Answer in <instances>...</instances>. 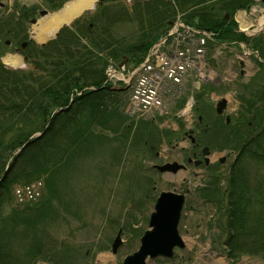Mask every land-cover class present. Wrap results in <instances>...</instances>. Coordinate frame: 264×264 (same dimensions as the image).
<instances>
[{"label":"trees","instance_id":"trees-1","mask_svg":"<svg viewBox=\"0 0 264 264\" xmlns=\"http://www.w3.org/2000/svg\"><path fill=\"white\" fill-rule=\"evenodd\" d=\"M252 4L253 0H133L129 7L103 5L88 25L75 20L61 28L51 44L27 53L36 66L35 74L12 71L0 63V115L27 111L29 121L42 115L36 129L8 141L4 131L0 134V264L73 263L74 248L50 231L60 213L50 198L57 194L65 174L100 142H118L111 148L115 160L122 159L130 137L144 146L151 142L150 122L129 121L124 116L119 106L123 92L104 84L105 72L110 60L117 64L128 57L139 62L177 14L191 25L212 30L217 44L242 41L260 57L257 72L240 85L236 113L228 124L224 121L216 126L223 142L238 148L225 185H220L222 177L214 171L198 193L223 211L226 257L235 261L250 255L264 260V34L248 37L237 30L234 19L238 10ZM27 18L28 13L22 12L19 25ZM121 22L136 26L133 44L126 45L114 36ZM3 26L13 30L11 25ZM101 131L111 132L112 137ZM34 132L41 134L30 138ZM24 143L5 171L10 153L5 152ZM25 174L42 177L48 196L14 205L11 185Z\"/></svg>","mask_w":264,"mask_h":264},{"label":"rangeland","instance_id":"rangeland-1","mask_svg":"<svg viewBox=\"0 0 264 264\" xmlns=\"http://www.w3.org/2000/svg\"><path fill=\"white\" fill-rule=\"evenodd\" d=\"M0 1L4 3V7L0 8V63L12 71L30 70L35 74L36 69L31 60H25L21 53L14 51L18 42H12L11 47L6 46V41L11 38L6 34L8 27L1 26L7 24L15 29L19 28L17 17L23 12L25 5H33L34 10H48L49 13L41 18H38V14H33L37 23L29 24L27 21L21 31L22 35L26 33L40 44L47 38L45 36L46 39L42 41L37 39V32L40 30L38 24L51 16L50 12H56L61 3L55 6L43 4L40 0ZM129 4L130 0H105V5L111 8ZM253 8L255 10L251 14L237 13L235 16L241 27L251 25L245 33L252 37L264 34V27L257 30L259 22L264 18V5L256 0ZM92 13L83 17L81 22L88 25ZM114 36L122 39L126 45L133 44L137 40V28L133 23L121 22L115 26ZM254 54L244 58L241 47L228 43L209 47L204 68L207 78L200 81V86L192 82L185 84L174 96L167 114L145 120L153 128L151 131L154 137L150 145L144 146L130 137L122 159L115 160L111 148L118 145V142L113 139L107 143L100 142L95 151L83 155L65 174L59 181L57 194L50 198L52 206L60 212L50 225V231L56 239L64 240L74 248L76 253L72 264H122L127 255L137 250L140 237L148 228L149 216L159 193L173 189L177 192L187 190L178 224L185 247L174 248L173 256L169 259L158 256L148 259L146 264H264V260L257 256L243 255L235 261L226 257L223 245L226 234L223 211L212 199L201 197L196 189L199 184L210 182L209 176L214 171L222 177L220 185H225L226 175L238 148L230 143L227 146L216 132V126L223 123L227 115L232 118L239 108L240 85L249 81L258 70V56ZM6 55L18 57L20 63L15 66L4 63ZM240 61L244 63L242 66ZM221 97L227 99V104L222 115H217L215 107ZM204 107L205 111L202 113ZM198 116H202V119L196 126ZM30 117L31 114L27 111L15 115L12 112L0 115V134L4 131L8 141L12 136L16 138L19 133L36 129L42 115L32 116V121H29ZM188 129L195 130L197 149L200 150L203 146L209 148L210 163L207 166L187 164L186 157L193 150L189 138H183ZM101 132L112 137L109 131ZM19 148L5 152H10L9 161L10 156L15 155ZM221 158H225L222 163ZM172 161L185 164L186 169L176 173H162L152 168L153 164ZM39 180L42 181L41 197L48 196L44 181L37 174L19 177L11 185L10 193L12 195L16 186L34 184ZM13 203L17 204L14 199ZM120 230L122 243L113 253L111 246ZM39 263L51 264L45 261Z\"/></svg>","mask_w":264,"mask_h":264},{"label":"built area","instance_id":"built-area-1","mask_svg":"<svg viewBox=\"0 0 264 264\" xmlns=\"http://www.w3.org/2000/svg\"><path fill=\"white\" fill-rule=\"evenodd\" d=\"M169 43L162 40L154 44L144 62L131 72L124 81L133 78L127 112L132 115H148L163 111L164 98L174 84L191 72L202 77V60L205 38L198 32L175 23ZM114 72L111 78L124 79ZM19 200L34 198L38 192L33 186L16 190Z\"/></svg>","mask_w":264,"mask_h":264},{"label":"water","instance_id":"water-1","mask_svg":"<svg viewBox=\"0 0 264 264\" xmlns=\"http://www.w3.org/2000/svg\"><path fill=\"white\" fill-rule=\"evenodd\" d=\"M264 3V0H262ZM57 34V32L55 33ZM126 60L121 62L124 64ZM226 99L222 98L216 105L217 113H222L226 107ZM201 119V117H199ZM228 121V118H227ZM39 135V134H38ZM194 139L192 138V141ZM203 154H208V148L204 147ZM224 158L221 159L223 161ZM208 157H205V162L208 163ZM200 161L195 162L198 164ZM159 171L176 172L184 167L183 164L177 161L168 162L162 165H155ZM184 203V195L174 191H163L159 194L154 211L150 215L149 229H147L140 238L139 248L131 255L124 258L122 264H146L148 258H154L159 255L171 257L173 248L178 246L184 247V242L178 233V222L180 213ZM121 232L119 231L112 243V251L115 253L121 244Z\"/></svg>","mask_w":264,"mask_h":264},{"label":"flooded vegetation","instance_id":"flooded-vegetation-1","mask_svg":"<svg viewBox=\"0 0 264 264\" xmlns=\"http://www.w3.org/2000/svg\"><path fill=\"white\" fill-rule=\"evenodd\" d=\"M43 4H51V5H55V4H58V3H61L63 4L66 0H40ZM103 1V0H102ZM0 8H3V7H0ZM36 11V12H34ZM44 10H41V9H38V10H34V6H26L24 7V12L30 14H34V16L36 14H38L39 16H41L42 12ZM47 11V10H46ZM34 16H29V19H28V23L31 24L32 23V20H34L35 18H33ZM22 31V28H14L13 30L11 29H7L6 30V33L7 35L10 36V40H7L6 41V46L7 47H11L12 45V42H18V45L14 48V51L16 53H22L24 56H27V53H30V52H33L34 50V46L32 45L33 42H35V40L30 36V35H27V36H24L22 35L21 33ZM192 152H191V155L187 156L186 160L187 162H194L195 160H201L203 159V155L201 153V149H197L198 148V145L197 143H195L194 145H192ZM201 164V163H200ZM186 169V168H184ZM202 187H206V184L202 183V184H199L196 189H201ZM187 192V190L185 191V193Z\"/></svg>","mask_w":264,"mask_h":264},{"label":"bare ground","instance_id":"bare-ground-1","mask_svg":"<svg viewBox=\"0 0 264 264\" xmlns=\"http://www.w3.org/2000/svg\"><path fill=\"white\" fill-rule=\"evenodd\" d=\"M92 0H74L72 3H69L59 12H56L49 16L46 20L38 24L40 25V32H37V39L43 40L47 32L57 29L62 23H67L71 20L72 17L78 15L80 11L86 7ZM264 27V18L261 19L257 26V30H260ZM164 33V32H163ZM160 36H162V34ZM4 63L8 65L15 66L20 63V59L16 56L6 55L4 57Z\"/></svg>","mask_w":264,"mask_h":264},{"label":"crops","instance_id":"crops-1","mask_svg":"<svg viewBox=\"0 0 264 264\" xmlns=\"http://www.w3.org/2000/svg\"><path fill=\"white\" fill-rule=\"evenodd\" d=\"M240 14H242V13L240 12Z\"/></svg>","mask_w":264,"mask_h":264}]
</instances>
